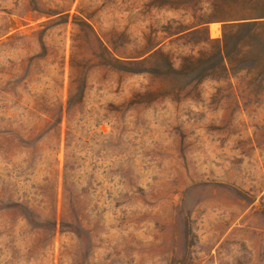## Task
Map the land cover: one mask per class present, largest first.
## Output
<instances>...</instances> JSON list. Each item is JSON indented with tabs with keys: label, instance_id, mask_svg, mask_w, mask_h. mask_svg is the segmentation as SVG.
Returning <instances> with one entry per match:
<instances>
[{
	"label": "rangeland",
	"instance_id": "rangeland-1",
	"mask_svg": "<svg viewBox=\"0 0 264 264\" xmlns=\"http://www.w3.org/2000/svg\"><path fill=\"white\" fill-rule=\"evenodd\" d=\"M257 1L0 0V264H264Z\"/></svg>",
	"mask_w": 264,
	"mask_h": 264
},
{
	"label": "trees",
	"instance_id": "trees-1",
	"mask_svg": "<svg viewBox=\"0 0 264 264\" xmlns=\"http://www.w3.org/2000/svg\"><path fill=\"white\" fill-rule=\"evenodd\" d=\"M226 11V18L220 19L223 23V38L217 41L215 54L218 59L216 70L225 71L231 77L240 69L236 66L237 58L251 53L254 49L264 50V0H258L253 6L241 5L239 8L230 7ZM206 22H200L193 26L192 34L198 33L206 28ZM245 70V69H244ZM75 110L69 103L68 114ZM72 171L69 163L65 166L64 194L70 199L71 190L68 186L69 175ZM21 220L28 226H32L33 219L22 216ZM54 228H57L55 223Z\"/></svg>",
	"mask_w": 264,
	"mask_h": 264
},
{
	"label": "bare ground",
	"instance_id": "bare-ground-1",
	"mask_svg": "<svg viewBox=\"0 0 264 264\" xmlns=\"http://www.w3.org/2000/svg\"><path fill=\"white\" fill-rule=\"evenodd\" d=\"M218 34V30L216 28H213V35H217Z\"/></svg>",
	"mask_w": 264,
	"mask_h": 264
}]
</instances>
